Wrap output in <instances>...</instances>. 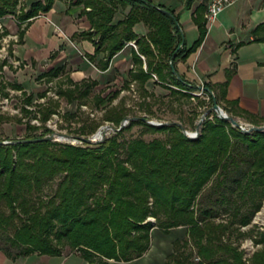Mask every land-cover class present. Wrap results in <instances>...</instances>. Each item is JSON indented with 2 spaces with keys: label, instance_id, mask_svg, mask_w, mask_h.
Listing matches in <instances>:
<instances>
[{
  "label": "trees",
  "instance_id": "obj_1",
  "mask_svg": "<svg viewBox=\"0 0 264 264\" xmlns=\"http://www.w3.org/2000/svg\"><path fill=\"white\" fill-rule=\"evenodd\" d=\"M53 1L31 0L25 6L20 0H0V17L8 13L14 16L18 24L16 41L20 42L28 18L47 11ZM68 1L66 11L77 4L87 15L90 28L75 35L93 42L94 52L86 54L91 61L98 53H104L96 62L99 68L106 69L114 53L134 40L137 51L133 52V66L123 81L125 86L135 81L143 94L153 95L146 85L155 73V81L175 98H197L198 108L207 104L193 92L199 89L198 85L185 79L176 67V61L194 50L206 32V19L201 12L194 15L198 38L186 46L174 11L166 8L169 12H165L157 7L160 4L150 0ZM127 6L123 17L114 20L116 11ZM200 7L202 11L203 6ZM138 21L146 26L143 34L134 30ZM250 33L255 40L264 42V20ZM4 63L2 60L0 67ZM61 69L51 67L40 76L52 79ZM66 80L67 86H59L56 93L79 103H85V97L98 82L94 78L76 81L69 76ZM202 84L213 90L228 114L242 116L255 125L264 123V115L241 108L236 100L221 101L227 80ZM10 85L22 88L17 82ZM0 93H8L1 82ZM206 94L212 103V97ZM30 99L29 94L27 104ZM48 103L38 107L43 123L32 124L28 118L24 121L25 134L18 139L53 131L44 122L57 112L58 102ZM148 105L140 102L142 108ZM196 107L192 123L201 113ZM21 109L25 114L33 112L26 106ZM128 115L129 108L118 102L106 107L102 119L118 126ZM131 116L139 118L130 119L120 130L91 143H0V232L4 234L0 248L9 256L33 252L60 255L68 245L85 264H112L110 260L126 262L141 257L150 246L154 228L167 233L171 228L183 227L188 238H176L166 258L156 264H264V223L252 221L264 205V130L245 132L210 112L198 134L189 137L175 120L151 124L141 115ZM7 120L20 122L21 116L0 111V123ZM78 121L81 123L69 131L79 135L90 134L101 123L84 118ZM134 124L141 125L140 134L126 137L124 132ZM145 132H161L163 136L146 139L142 136ZM208 184L209 193L217 194L214 200L222 205L223 214L217 208L212 210V206L195 207ZM247 237L256 246L252 250L241 246ZM188 244L194 251L186 249Z\"/></svg>",
  "mask_w": 264,
  "mask_h": 264
},
{
  "label": "crops",
  "instance_id": "obj_2",
  "mask_svg": "<svg viewBox=\"0 0 264 264\" xmlns=\"http://www.w3.org/2000/svg\"><path fill=\"white\" fill-rule=\"evenodd\" d=\"M150 1L174 11L186 46L198 38L199 28L194 15L199 11L205 18L208 0ZM68 5V0H54L47 11L28 18L27 24L23 22L22 26L26 24V27L21 41L15 43L16 56L37 63L47 59V69L66 67L69 77L76 81L94 78L98 84L109 77L118 78L123 73L128 77V71L133 66V52L137 51L135 41H127L114 53L106 69L99 68L96 62L104 53H98L95 61H91L86 54L94 52L93 42L75 35L90 28L87 15L77 4L66 11ZM200 6H203L202 11ZM128 9L129 6L125 7L124 13ZM123 15H118L116 19ZM2 18L6 29L12 27L18 30L12 14H5ZM262 20L264 0H237L227 5L211 24L205 20L206 32L201 42L183 59L176 61L178 73L197 85L204 81L217 84L227 80L221 101L236 100L241 108L264 115V42L255 40L250 33V29ZM134 30L143 34L146 26L138 21L134 24ZM140 56L144 60V55ZM215 91L220 92L219 86L215 87ZM141 257L124 263H135ZM0 264H85V261L73 251L60 255L33 252L9 256L0 248Z\"/></svg>",
  "mask_w": 264,
  "mask_h": 264
},
{
  "label": "rangeland",
  "instance_id": "obj_3",
  "mask_svg": "<svg viewBox=\"0 0 264 264\" xmlns=\"http://www.w3.org/2000/svg\"><path fill=\"white\" fill-rule=\"evenodd\" d=\"M29 2L30 0H20V3L25 6H27ZM76 8L80 9V6H77ZM118 10L114 15V20L118 15L122 16L124 14V8L121 7ZM1 20L5 22L3 18H1ZM6 30V32H3L4 30L2 31V29H0V62L5 60V63L0 67V82L4 85V91H7L8 93L6 95H2L0 93V111L9 115L16 114L17 116H21V121L17 122L15 120H7L0 123V137H22L25 134L24 121L28 118H30L29 122L32 124H42L43 122L39 119L40 110H38V107H43L46 103L49 104V100L58 102L56 106L57 112H52L44 124L55 131L71 132L69 131L71 128L81 123L78 121L81 118L101 121L99 126L106 123L113 124L112 122L102 119L103 112L106 107H109L112 104L114 105L118 102H123L124 105L129 108L128 116L138 114L155 121H180L185 124V127L188 130H195V124L199 116L194 119L193 123L191 122V117L194 115L193 111L196 107L197 98H175L168 92L166 87L155 81L157 77L153 80H148L146 85V88L151 91L153 95L143 94L135 81H131L127 86H125L123 81L127 78V75L123 73L118 78L113 79L109 77L104 79L101 83L95 85L91 89L90 93L85 97V103H79L80 101L78 100L67 101L65 97L61 95L59 96L56 93V90L59 86H67L68 82L66 79L69 76L68 68H62L59 74L52 79H49L46 76H40V73L47 69L48 60L44 59L37 63V61H26L17 57L15 51V43L18 38L17 30L12 27L7 28ZM10 82H17L22 86V88L18 89L11 87ZM193 92L195 94H199V97L207 102V104L203 107H196L198 110L202 112L211 105V102H208V95L203 90H193ZM29 94L31 95V103L27 104L26 97ZM96 96L103 97L104 100L101 102L97 101ZM144 101L148 102L149 105L142 108V106H140V102ZM22 106H26L29 110H33V112L25 114L21 109ZM148 109H150L151 112H148ZM33 113L36 114V117L32 116ZM71 113L74 116H71ZM235 117L241 122L252 124L248 119L242 116L235 115ZM262 124L264 123H261L260 125ZM99 126H97L94 131ZM140 129L141 125L134 124L124 132V135L126 137L139 135ZM39 130H41V128H39L38 131ZM111 132L113 131H107L105 136L109 135ZM142 136L149 139L153 136H163V133L145 132ZM58 141L81 143L80 141H74L66 138ZM229 184H231V181ZM53 186V184L50 185L47 190H52L51 188H53ZM209 192L210 184L206 185L201 191L195 207L199 209V207L212 206V210L217 208L223 214L224 210L222 205L214 200V197L217 194ZM252 221L264 223V205L256 212ZM3 237L4 234L0 232V242H2ZM176 238H188L183 227L171 228L167 233L158 228H154L152 231L150 246L139 261H136L135 263L111 262L112 264L160 263L172 250L173 241ZM180 244H182V241H180L177 246L180 247ZM241 246L248 250H252L256 247L252 244V241L248 237L242 240ZM186 249L194 251L191 244H188ZM71 251L72 250L68 245L64 246L63 252Z\"/></svg>",
  "mask_w": 264,
  "mask_h": 264
},
{
  "label": "water",
  "instance_id": "obj_4",
  "mask_svg": "<svg viewBox=\"0 0 264 264\" xmlns=\"http://www.w3.org/2000/svg\"><path fill=\"white\" fill-rule=\"evenodd\" d=\"M157 7L165 12H169V10H167L163 6L158 5ZM170 64H171L172 70L175 72V68L172 65L171 61H170ZM177 76L179 77V75ZM200 87L203 89L204 92L210 94V96L212 97V103L208 108H206L200 113L197 119V122L195 124L196 135L198 134L200 130V125L202 121L206 118L207 114L210 112H214L220 118L229 120L232 125L237 126L242 131L249 132L252 130H264V124L262 125L246 124L244 122L239 121L235 116L228 114L217 102L214 92L209 86H203V85L198 84V88ZM137 118L139 117L138 116H126L120 121V124L118 126H114L113 124H108V123L100 125L93 133L89 135H79V134L72 133V132H62V131L53 130L50 133H47V134H44L38 137H34V138L2 139L0 140V143H9V142H16V141H30V140H60V139H65V138L71 139L74 141L91 143V142L103 139L107 131L114 132V131L120 130L123 126H125L129 122L130 119H137ZM140 118L151 124H162V123L168 122V121H155L146 116H141ZM174 122L180 127L181 131L187 136L189 137L196 136V135L190 134V130H188L181 122L179 121H174Z\"/></svg>",
  "mask_w": 264,
  "mask_h": 264
},
{
  "label": "built area",
  "instance_id": "obj_5",
  "mask_svg": "<svg viewBox=\"0 0 264 264\" xmlns=\"http://www.w3.org/2000/svg\"><path fill=\"white\" fill-rule=\"evenodd\" d=\"M237 0H208L205 10V19L206 23L211 24L217 17L218 13L223 10L227 5H230ZM2 17H0V29L2 31L5 29L4 22L1 20ZM131 43L135 46L134 42L131 41ZM145 67V65H144ZM152 78H156L155 73H152ZM199 85H203L202 83ZM197 90H203L201 87ZM190 134L196 135L195 130H191Z\"/></svg>",
  "mask_w": 264,
  "mask_h": 264
}]
</instances>
